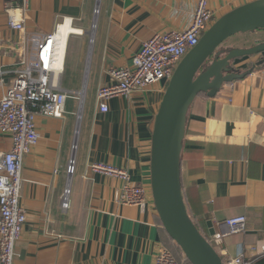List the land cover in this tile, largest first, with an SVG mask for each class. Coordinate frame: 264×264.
<instances>
[{
  "label": "crops",
  "instance_id": "crops-1",
  "mask_svg": "<svg viewBox=\"0 0 264 264\" xmlns=\"http://www.w3.org/2000/svg\"><path fill=\"white\" fill-rule=\"evenodd\" d=\"M7 1L0 0V98L15 75L23 38L26 54H31L32 36L54 32L65 19L84 31L70 34L64 49L59 82L70 96L64 117H36L40 137L23 161L20 202L26 221L14 264H153L162 244L175 248L156 209L116 203L119 179L88 166L101 163L126 169L133 182L151 191L152 130L167 82L113 97L107 100L106 112L99 110L96 92L109 82V68L130 67L143 41L154 33L184 29L197 0H29L23 32L7 26L3 11ZM252 1L209 0L208 5L216 20ZM262 41L264 31L236 34L223 48ZM262 57L264 53L240 57L232 66L245 71ZM260 69L223 84L213 97H196L188 111L180 157L189 216L210 239L214 232L226 231V218L245 215L246 231L225 236L219 250L229 256L242 252L251 264H264V256L252 250L264 242ZM10 146L9 136L0 132V150ZM66 188L67 208L61 201Z\"/></svg>",
  "mask_w": 264,
  "mask_h": 264
},
{
  "label": "built area",
  "instance_id": "built-area-1",
  "mask_svg": "<svg viewBox=\"0 0 264 264\" xmlns=\"http://www.w3.org/2000/svg\"><path fill=\"white\" fill-rule=\"evenodd\" d=\"M208 3L209 0H197L192 17L184 29L156 32L143 41L130 67L109 68V82L98 87L96 92L99 110L106 112L107 100L113 97L128 96L153 83L168 81L181 58L215 21L214 12ZM28 8L29 0L5 2L3 11L7 26L23 32ZM24 42L23 38L19 45L21 52L17 55L15 75L0 98V132L11 140L9 150H0V264H14L16 242L26 221L20 202L22 167L25 156L39 141L36 117L63 118L65 103L70 97L60 87L63 63L58 65L55 33L32 36L31 54H26ZM258 75L264 80V67ZM88 168L119 179L120 186L114 194L116 203L137 206L142 210L147 205L154 207L151 191L133 182L126 169L101 163H91ZM72 171V165L69 164L67 173ZM68 197L69 190L66 188L61 195L63 207H68ZM223 223L226 231L214 232L210 239L207 238L209 242L221 254L225 264H251V260L243 259L242 252L229 256L219 250L225 236L246 231V216L229 217ZM252 250L264 256V242L252 247ZM180 255L181 260L168 246L162 244L154 255L153 264H182L185 259Z\"/></svg>",
  "mask_w": 264,
  "mask_h": 264
},
{
  "label": "water",
  "instance_id": "water-1",
  "mask_svg": "<svg viewBox=\"0 0 264 264\" xmlns=\"http://www.w3.org/2000/svg\"><path fill=\"white\" fill-rule=\"evenodd\" d=\"M264 31V0L225 13L201 35L179 61L165 87L154 117L150 152V189L161 227L188 264H225L189 216L183 196L180 157L190 106L200 94L213 97L223 84L249 75L264 63L238 71L232 62L264 53V41L250 47L225 49L236 34Z\"/></svg>",
  "mask_w": 264,
  "mask_h": 264
},
{
  "label": "bare ground",
  "instance_id": "bare-ground-1",
  "mask_svg": "<svg viewBox=\"0 0 264 264\" xmlns=\"http://www.w3.org/2000/svg\"><path fill=\"white\" fill-rule=\"evenodd\" d=\"M92 31H90V37H92ZM82 29H78L74 27L71 24V21L68 19H65L61 23L57 25L56 30L54 31L55 33V38L57 40V46H58V65L62 63L63 60V54H64V49L66 48L67 45V40L70 34H83Z\"/></svg>",
  "mask_w": 264,
  "mask_h": 264
},
{
  "label": "trees",
  "instance_id": "trees-1",
  "mask_svg": "<svg viewBox=\"0 0 264 264\" xmlns=\"http://www.w3.org/2000/svg\"><path fill=\"white\" fill-rule=\"evenodd\" d=\"M264 67V63L258 65L255 67V69H260ZM171 241V240H170ZM172 242V241H171ZM169 248L175 253V255L181 260V255H180V251L177 247L173 248V246H169ZM176 249V250H175ZM182 264H188V262L186 260L182 261Z\"/></svg>",
  "mask_w": 264,
  "mask_h": 264
},
{
  "label": "rangeland",
  "instance_id": "rangeland-1",
  "mask_svg": "<svg viewBox=\"0 0 264 264\" xmlns=\"http://www.w3.org/2000/svg\"><path fill=\"white\" fill-rule=\"evenodd\" d=\"M74 36H76V35H74ZM82 37V36H81ZM166 81V80H165ZM166 82H168V81H166ZM175 245V244H174ZM176 247V246H175Z\"/></svg>",
  "mask_w": 264,
  "mask_h": 264
}]
</instances>
